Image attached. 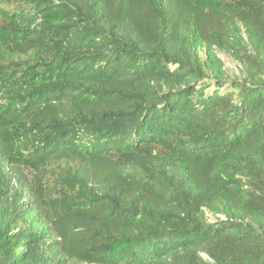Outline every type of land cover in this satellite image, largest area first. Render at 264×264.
Masks as SVG:
<instances>
[{
	"label": "trees",
	"instance_id": "trees-1",
	"mask_svg": "<svg viewBox=\"0 0 264 264\" xmlns=\"http://www.w3.org/2000/svg\"><path fill=\"white\" fill-rule=\"evenodd\" d=\"M69 261L264 264V0H0V264Z\"/></svg>",
	"mask_w": 264,
	"mask_h": 264
},
{
	"label": "rangeland",
	"instance_id": "rangeland-1",
	"mask_svg": "<svg viewBox=\"0 0 264 264\" xmlns=\"http://www.w3.org/2000/svg\"><path fill=\"white\" fill-rule=\"evenodd\" d=\"M198 52L203 60L207 59L208 56L205 52L204 47H199ZM214 56L220 60L219 62L213 61V66H220L222 71L226 73V75L231 77H238L240 75V64L227 52L215 49ZM59 167H50L48 169H42L41 171H31L28 169L20 168V167H8V176L10 177V191L17 195L19 198L22 197L25 203V212L27 218L32 221V224L36 226V224H41L38 214V207L35 204V196L33 193H30L29 188L33 185H36L37 182L41 181L43 184L48 185L52 191L51 187L54 186L55 175L58 172ZM217 217H224L222 213H213L208 214L207 218L209 220L216 219ZM203 258L207 259V257L202 254ZM68 264H85L79 263L75 261H69Z\"/></svg>",
	"mask_w": 264,
	"mask_h": 264
}]
</instances>
